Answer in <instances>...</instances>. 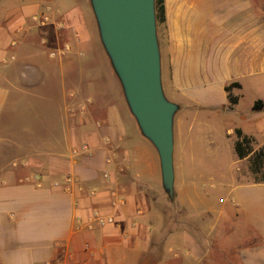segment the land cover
<instances>
[{
    "label": "crops",
    "instance_id": "crops-1",
    "mask_svg": "<svg viewBox=\"0 0 264 264\" xmlns=\"http://www.w3.org/2000/svg\"><path fill=\"white\" fill-rule=\"evenodd\" d=\"M51 1H17L0 20V264H264V182L223 181L224 195L199 198L201 173L188 150L194 144L184 141L179 117L171 198L158 151L131 113L107 53L99 76L82 63L98 46L90 0H58L57 8ZM164 5L162 79L165 69L180 109L213 114L232 144L240 129L264 145V94L245 114L235 113L247 88H264V0ZM41 13L50 18L44 24L33 19ZM35 27L47 30L35 37ZM37 36L79 60L84 107L76 109L77 92L70 90L58 134L57 114H49L56 122L50 136L37 137L44 130L27 127V138L16 140L7 125L15 86L57 91L56 74L35 63ZM13 60L16 66H4ZM233 82L239 84L231 87L235 102L226 89ZM20 147L36 151L15 161ZM67 175L74 183L63 182ZM96 209L115 222L98 224Z\"/></svg>",
    "mask_w": 264,
    "mask_h": 264
},
{
    "label": "rangeland",
    "instance_id": "rangeland-1",
    "mask_svg": "<svg viewBox=\"0 0 264 264\" xmlns=\"http://www.w3.org/2000/svg\"><path fill=\"white\" fill-rule=\"evenodd\" d=\"M17 1L21 0H0V20L4 17L7 9L15 4ZM57 1L52 0L51 5L57 8ZM158 23L161 30L163 29L162 23ZM47 27H35L31 34L35 36L40 35L42 32H46ZM95 30H96V41L95 44L98 45L92 54H84L85 57L82 60V63L87 65V67H92L94 70V75H101V70L103 62L106 58V53L103 49L99 37V30L97 23L95 21ZM38 37V36H37ZM39 40L34 41V50L35 55H37L36 64L40 65L43 69L50 68L57 77V91L52 92L51 89L56 90V86H50L45 84H39L33 87H23L22 85H17L13 89L14 93V103L12 113H8L9 122L7 125H10L11 136L14 139L19 140L20 138H27V135L22 133L23 128L35 127V129H42L43 132H36L37 137L47 138L51 134L47 131H50L56 126V122L50 121L48 115L52 114L57 119V134L59 128L62 126V120L64 118V109L68 107L71 103V97L69 96L70 90L76 91V109L84 107L83 100L85 99L84 93L82 92V86L78 79L81 76L78 72V63L79 60L72 59L70 54H58L57 57H52L50 52L52 49L58 48L60 44H52L50 41L47 43H41L40 37ZM22 48V45H20ZM104 55V57H102ZM82 57V58H83ZM74 58V57H73ZM89 59V60H88ZM88 60V61H87ZM17 64L13 61L4 63V66H16ZM5 67V72L11 73L13 69ZM17 73L21 72V69L14 70ZM37 72V71H34ZM89 74V72H87ZM21 75V73H20ZM85 76V75H84ZM70 80H69V79ZM163 87L165 95L168 99L176 102L175 96L173 95L167 78L166 71L163 69ZM264 94V88H247L244 92L243 105L240 107V111L235 112L236 116H240L245 110L249 107L250 101L257 96ZM57 102V103H56ZM181 117L183 122V139L188 144H194L191 149H188L189 152L194 153L196 157L195 167L199 169L201 173L200 181L198 184L200 186L201 193L199 198L203 199L209 193H215V195L223 193L224 189L220 187L223 181L231 182L236 180L237 182H257V180L264 179V165L259 171H254L252 166V159L255 155L254 151L249 153L244 158H239L235 151V142L237 140V133L235 131V139L232 144V140L228 138L225 133L221 131L218 127L217 120L213 114L208 116H203V114L194 113L191 109L181 108L177 111L175 115V120L179 121ZM222 117V116H220ZM224 121H229L228 119ZM35 134H33L35 136ZM31 137V136H30ZM250 137L249 145L254 150H259V148L264 147L256 139ZM252 138V139H251ZM178 141V140H177ZM244 146H248V143L244 142ZM36 151L33 149H27L24 147L16 148L14 150L15 158L26 155L28 152ZM19 159V158H17ZM189 160V159H187ZM15 161H20L15 160ZM178 170V165H177ZM181 174V172L179 173ZM234 182V181H233Z\"/></svg>",
    "mask_w": 264,
    "mask_h": 264
},
{
    "label": "water",
    "instance_id": "water-1",
    "mask_svg": "<svg viewBox=\"0 0 264 264\" xmlns=\"http://www.w3.org/2000/svg\"><path fill=\"white\" fill-rule=\"evenodd\" d=\"M99 36L142 134L156 147L164 189L175 194L174 120L180 105L162 79L156 0H90Z\"/></svg>",
    "mask_w": 264,
    "mask_h": 264
},
{
    "label": "trees",
    "instance_id": "trees-1",
    "mask_svg": "<svg viewBox=\"0 0 264 264\" xmlns=\"http://www.w3.org/2000/svg\"><path fill=\"white\" fill-rule=\"evenodd\" d=\"M156 13H157V21L159 23H163L165 21V5L164 0H156ZM234 85H239L237 82H233L230 85L226 86L227 91L229 92V98L231 102H235V97L231 93V87ZM261 101H256L255 103V109L259 108V103ZM237 133V140L235 142V151L239 158L246 157L249 153L254 151L255 155L252 159V166L254 171H259L261 167L264 165V147L259 148V150H254L252 147H250V137L246 134H244L240 129H236ZM252 139V138H251ZM244 142L248 143V146H244ZM257 182H264L263 180H257Z\"/></svg>",
    "mask_w": 264,
    "mask_h": 264
},
{
    "label": "built area",
    "instance_id": "built-area-1",
    "mask_svg": "<svg viewBox=\"0 0 264 264\" xmlns=\"http://www.w3.org/2000/svg\"><path fill=\"white\" fill-rule=\"evenodd\" d=\"M33 19L36 20V21H39L40 23L44 24L45 22L49 21V15L48 14H45V13H41L40 15H35L33 16ZM69 49V46L66 44L64 46V50H68ZM50 55L52 57H55L57 55V52L56 51H52L50 53ZM83 149L85 150H88V147L85 145L83 147ZM105 176H108V172H105ZM75 179L73 176L71 175H67L63 182L66 184V185H70L72 183H74ZM59 183H61L60 181H56L55 184L58 185ZM90 192L92 194L95 193V190L94 189H91ZM92 217L93 219L100 225H105L107 223H113L115 222V219L113 216L111 215H105V214H102L99 210H94L93 213H92ZM59 264H62V263H59Z\"/></svg>",
    "mask_w": 264,
    "mask_h": 264
}]
</instances>
